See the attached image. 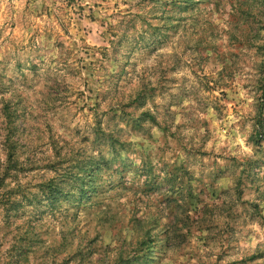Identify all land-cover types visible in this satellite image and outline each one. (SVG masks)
<instances>
[{
  "label": "rangeland",
  "instance_id": "374dc122",
  "mask_svg": "<svg viewBox=\"0 0 264 264\" xmlns=\"http://www.w3.org/2000/svg\"><path fill=\"white\" fill-rule=\"evenodd\" d=\"M262 71L264 0H0V264H264Z\"/></svg>",
  "mask_w": 264,
  "mask_h": 264
},
{
  "label": "trees",
  "instance_id": "16d2710c",
  "mask_svg": "<svg viewBox=\"0 0 264 264\" xmlns=\"http://www.w3.org/2000/svg\"><path fill=\"white\" fill-rule=\"evenodd\" d=\"M259 90L261 92V99H264V71H262V73H261ZM263 107H264L263 104H261V108H263ZM2 114H3V117L5 120L10 118L11 110L7 104L3 107ZM5 146L7 147V156L8 157H7V161H6L7 166H6V168H4V172L6 171V173H7V172H9V170H12V167H8V166H9V164H12V159L14 157V153H13L14 147H13V144L11 143L10 137H8L7 140L5 141ZM1 168H2V164L0 161V172H1ZM76 169H78V172L71 171L69 173H65L64 177L62 179L64 180V179L69 178L74 183H77L79 181L80 183L77 184V187L79 189L78 192H79V194L84 196V194L86 193V189L88 188V186L86 184L91 183L93 180L92 174L89 175V182H87L84 179H82V175L85 174L86 169L85 168H76ZM90 169H92V167ZM62 182L63 181H61V183ZM47 187H48V189H50L49 186H47ZM61 191H62V189H61ZM51 192H53L52 187H51ZM65 195L68 196L69 194H65Z\"/></svg>",
  "mask_w": 264,
  "mask_h": 264
}]
</instances>
